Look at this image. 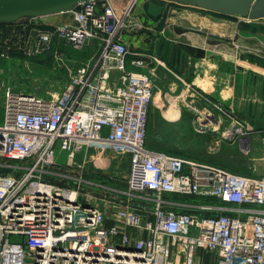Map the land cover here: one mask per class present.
<instances>
[{"label":"built area","instance_id":"built-area-1","mask_svg":"<svg viewBox=\"0 0 264 264\" xmlns=\"http://www.w3.org/2000/svg\"><path fill=\"white\" fill-rule=\"evenodd\" d=\"M136 1L88 0L72 10L75 24L39 31L31 51L48 50L55 35L78 50L91 39L102 42L98 56L74 67L57 93L7 88L0 264H177L170 259L174 245L184 254L181 264H194L198 248L217 255L219 264H264V173L243 175L148 145L155 85L136 68L144 60L132 59L129 67L122 38L126 29L145 27L132 14ZM247 123L233 119L229 128L245 129L232 139L251 153L254 129ZM260 143L264 152V131ZM107 145L129 159L112 224L77 190L43 178L59 153L87 159ZM18 168L24 171L14 176ZM190 198L202 202L182 201Z\"/></svg>","mask_w":264,"mask_h":264},{"label":"crops","instance_id":"crops-1","mask_svg":"<svg viewBox=\"0 0 264 264\" xmlns=\"http://www.w3.org/2000/svg\"><path fill=\"white\" fill-rule=\"evenodd\" d=\"M146 2L140 0L141 9L135 14L145 27L129 31L137 38L139 51L131 53L128 61L141 56L162 57V61L153 69L157 79H160L159 75L165 78L162 83L165 92L155 88L157 95H164L161 97L162 104L188 103L190 110L196 107L203 109L209 118H215V112L218 113V121H225L229 116L232 119L244 118L254 129L251 152L257 143L255 141H258L261 149V140L259 142L258 139L264 131V19L246 20L237 16L223 18L192 5L180 6L172 2L165 3V11L160 18H153L145 12ZM70 13H58L50 18L55 21L53 24H61L71 21L70 17L64 15ZM19 22L0 26V30L3 29L0 31V51L34 49L38 41V29L27 27L28 22ZM129 36H123L128 46ZM140 41L148 46L146 52L140 46ZM59 42L71 47L62 39ZM90 42L98 45V53L93 57L95 59L102 42L96 38ZM237 45L247 50L241 51L242 56H239ZM178 62L177 68H169ZM144 71L150 74L148 69ZM124 189L121 187V190ZM167 197L178 200L173 194ZM182 201L202 202L199 198ZM112 223L109 217L108 224ZM183 257L181 247L172 246L171 261L181 264ZM194 264H219V258L213 252L198 248L194 254Z\"/></svg>","mask_w":264,"mask_h":264},{"label":"rangeland","instance_id":"rangeland-1","mask_svg":"<svg viewBox=\"0 0 264 264\" xmlns=\"http://www.w3.org/2000/svg\"><path fill=\"white\" fill-rule=\"evenodd\" d=\"M139 2L140 0H137L134 5L133 16L138 14L141 9V3ZM64 15L71 18V21L65 23L75 24L73 12ZM218 16L223 18L235 17ZM50 17L52 15L35 18L24 17L18 21H20L19 23L28 22L27 27H35L38 29L37 32L35 31L38 34L39 31H53L58 25L53 24L55 21L51 20ZM237 17L252 20L242 16ZM261 19L264 18L258 20ZM133 30L126 29L122 35V38L124 34L130 35L129 38L127 37L130 39L128 40L130 44L129 46L126 45L131 53L139 51L137 38L129 33ZM59 39L60 37L55 35L52 46L46 51H0V123H3L5 94L8 87H12L17 91L33 92L41 96L48 93L54 95L60 90L74 67L88 62L98 53V45L93 42L78 50L65 45L63 42L60 43ZM140 42V46L146 52L148 46L143 41ZM58 48L60 51H55ZM236 49L239 51V56H242L243 52L241 51H247L245 47L240 45H237ZM161 58L148 56L143 58L141 56L139 59L144 60V62L136 68L139 70L148 69L153 80L156 81L154 82L155 88H161L165 92L166 88L162 85L165 82L164 76L159 75L158 78L160 79H157L153 70ZM171 58H174V56L171 55ZM172 66L169 68H177L179 62L177 65L173 63ZM155 88L154 91H156ZM163 96V93H160V95L155 93L149 112L147 141L151 148L197 161L216 164L243 175L264 173V152L262 148L260 149L258 141H255L257 143L252 152L246 153L240 145V139H232L230 136L231 133L228 130L231 128H229V125L233 123L231 116L225 121H218V113L215 112V118L214 116L209 118L207 113H204L206 111H202L203 109L200 110L196 107L190 110L188 108L190 104L188 103H183L184 105L182 103L178 105L162 104L161 97ZM238 120L248 122V125H244V127H252L246 119L238 118ZM233 129L237 128L234 127ZM241 131H245V129L243 128ZM258 140L260 142L261 137ZM4 162L8 163L10 161L5 160ZM11 170L14 176H18L24 171L19 168ZM5 171L6 169H0V173ZM128 171L129 159L127 156L121 155L112 145H107L101 150L89 152L87 159L83 154L68 158L66 152L59 153L55 165L43 174V178L60 187L77 190L79 199L99 207L105 212L106 216L111 217L115 212L114 209H116L115 202L118 203L121 199V187H125V189L127 187L125 177L128 175Z\"/></svg>","mask_w":264,"mask_h":264},{"label":"water","instance_id":"water-1","mask_svg":"<svg viewBox=\"0 0 264 264\" xmlns=\"http://www.w3.org/2000/svg\"><path fill=\"white\" fill-rule=\"evenodd\" d=\"M88 0H0V23H14L24 17H44L74 10ZM145 12L160 18L166 2L252 20L264 18V0H146Z\"/></svg>","mask_w":264,"mask_h":264},{"label":"bare ground","instance_id":"bare-ground-1","mask_svg":"<svg viewBox=\"0 0 264 264\" xmlns=\"http://www.w3.org/2000/svg\"><path fill=\"white\" fill-rule=\"evenodd\" d=\"M228 131H230V133H231L230 136L231 137H234L236 133L241 132V130L233 129V128L232 129H229Z\"/></svg>","mask_w":264,"mask_h":264},{"label":"trees","instance_id":"trees-1","mask_svg":"<svg viewBox=\"0 0 264 264\" xmlns=\"http://www.w3.org/2000/svg\"><path fill=\"white\" fill-rule=\"evenodd\" d=\"M145 7H146V4H145ZM206 11V10H205ZM209 12H211V11H209ZM211 13H214V14H216V15H224V14H221V13H216V12H211ZM226 16H228V15H226ZM15 23V22H14ZM7 24H11V23H0V26H4V25H7ZM0 31H3V29H1Z\"/></svg>","mask_w":264,"mask_h":264}]
</instances>
